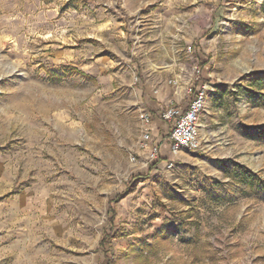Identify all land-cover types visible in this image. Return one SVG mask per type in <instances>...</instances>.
Wrapping results in <instances>:
<instances>
[{
  "label": "rangeland",
  "instance_id": "rangeland-1",
  "mask_svg": "<svg viewBox=\"0 0 264 264\" xmlns=\"http://www.w3.org/2000/svg\"><path fill=\"white\" fill-rule=\"evenodd\" d=\"M260 94L264 0H0V264H264Z\"/></svg>",
  "mask_w": 264,
  "mask_h": 264
},
{
  "label": "built area",
  "instance_id": "built-area-1",
  "mask_svg": "<svg viewBox=\"0 0 264 264\" xmlns=\"http://www.w3.org/2000/svg\"><path fill=\"white\" fill-rule=\"evenodd\" d=\"M193 79L188 89V99L185 105H168L161 112H158V118L167 125L165 142L168 149L173 153L182 148L189 150H198L199 141V118L204 111L208 85L201 76L199 65L193 66ZM151 115H144L143 121L150 123ZM152 139V131L146 129L143 134V140ZM161 144L158 145L160 150ZM157 150V145L154 147Z\"/></svg>",
  "mask_w": 264,
  "mask_h": 264
},
{
  "label": "crops",
  "instance_id": "crops-1",
  "mask_svg": "<svg viewBox=\"0 0 264 264\" xmlns=\"http://www.w3.org/2000/svg\"><path fill=\"white\" fill-rule=\"evenodd\" d=\"M171 104H174V103H171ZM179 104V103H178ZM186 104V101H184L182 103V105H185ZM176 105V104H175ZM180 105V104H179ZM146 106H147V112L151 113L153 116H155L156 118L158 117V111L159 109L161 108V104H160V101L159 99H155L154 101L153 100H150V101H146ZM158 120V119H157ZM155 120V122L157 121ZM160 126H156L155 128H152V134H159L160 136L162 134H165L167 132V128L165 129L164 127V124L162 122H160L159 124ZM159 128V129H158ZM158 129V130H157ZM163 130V131H162ZM162 131V132H161Z\"/></svg>",
  "mask_w": 264,
  "mask_h": 264
},
{
  "label": "trees",
  "instance_id": "trees-1",
  "mask_svg": "<svg viewBox=\"0 0 264 264\" xmlns=\"http://www.w3.org/2000/svg\"><path fill=\"white\" fill-rule=\"evenodd\" d=\"M256 80H260V79H256ZM258 104L264 106V94H260V99L258 100ZM233 175H236L237 179L240 181H251V180L255 181V180H257V175L255 173H253L252 171H250L246 167H242L240 171H237V169H234ZM135 178L136 177H134L133 179H135ZM112 211L113 210H111V212Z\"/></svg>",
  "mask_w": 264,
  "mask_h": 264
}]
</instances>
